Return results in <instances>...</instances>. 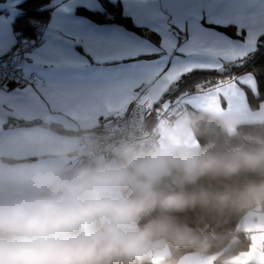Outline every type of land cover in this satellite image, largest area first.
Wrapping results in <instances>:
<instances>
[{"label": "clouds", "instance_id": "9594fccd", "mask_svg": "<svg viewBox=\"0 0 264 264\" xmlns=\"http://www.w3.org/2000/svg\"><path fill=\"white\" fill-rule=\"evenodd\" d=\"M238 125L180 112L169 130L195 147L146 143L139 126L114 141L111 130L84 132L49 150L56 162L0 172V264H182L189 253L255 264L247 254L264 243V132Z\"/></svg>", "mask_w": 264, "mask_h": 264}, {"label": "snow or ice", "instance_id": "6c2138e0", "mask_svg": "<svg viewBox=\"0 0 264 264\" xmlns=\"http://www.w3.org/2000/svg\"><path fill=\"white\" fill-rule=\"evenodd\" d=\"M221 98L264 110V0H0V112L97 120Z\"/></svg>", "mask_w": 264, "mask_h": 264}, {"label": "crops", "instance_id": "0c3cea01", "mask_svg": "<svg viewBox=\"0 0 264 264\" xmlns=\"http://www.w3.org/2000/svg\"><path fill=\"white\" fill-rule=\"evenodd\" d=\"M217 103L218 106H208L207 103L202 102L195 104L185 103L184 101H180L178 104L182 107L183 112H186L185 107H190L200 112L211 111L234 116L239 123L258 122L255 117L264 115V110L258 108L251 109L248 107L243 112L234 108L230 109L225 104L224 98H221ZM121 114L112 115L111 117ZM8 120H21L30 123L5 125ZM102 120L104 119L88 120L59 112L36 117L25 116L15 111L5 110L0 112V172L32 163L56 162L49 151L50 149L55 148L60 141L66 138L94 131ZM174 120L168 122L163 119L153 123V130L157 134L155 144L160 146L166 144L182 145L184 147L197 146V139L190 134L184 136L171 134L169 126ZM33 121H39V123H34ZM49 125H57L68 130V132L56 130ZM248 227L251 228L252 226ZM262 251H264V243L260 245L254 244L250 250V252H253L251 260L255 264H264V257L261 256ZM247 259L249 258L247 257ZM211 261L212 258L202 259L189 253L183 254L182 264H211Z\"/></svg>", "mask_w": 264, "mask_h": 264}, {"label": "built area", "instance_id": "2783aa9c", "mask_svg": "<svg viewBox=\"0 0 264 264\" xmlns=\"http://www.w3.org/2000/svg\"><path fill=\"white\" fill-rule=\"evenodd\" d=\"M180 112H183L182 107L175 101L170 106L156 112H154L152 108L133 107L126 113L100 121L95 130L89 133L95 134L97 136H103L109 130H111L112 135L109 137V139L114 141L119 137L122 130L139 126L140 131L143 134L144 142L155 144L157 134L153 130L154 126L152 127V123L154 121L151 122V126H147L148 121L151 118L156 121L163 119L168 121L169 119L175 118L176 114Z\"/></svg>", "mask_w": 264, "mask_h": 264}, {"label": "trees", "instance_id": "16d2710c", "mask_svg": "<svg viewBox=\"0 0 264 264\" xmlns=\"http://www.w3.org/2000/svg\"><path fill=\"white\" fill-rule=\"evenodd\" d=\"M205 75H208V74H205ZM174 102V101H173ZM172 102V103H173ZM171 103V104H172ZM170 104V105H171ZM169 105V106H170ZM168 107V106H167ZM165 107L163 105H160L159 108H152L154 112L156 111H159L161 109H164ZM251 109H256L257 107L255 105L253 106H250ZM183 110V109H182ZM185 111H192V112H200V111H196V110H193L192 108L190 107H185ZM175 118H172V119H169V121L173 120ZM155 122L156 120H154L153 118H151L149 121H148V125L147 126H151V122ZM34 123H39V121H33ZM153 122V123H154ZM23 123H30V122H25V121H21V120H8L5 125H18V124H23ZM152 123V125H153ZM50 127L56 129V130H59V131H62V132H68V130L66 129H63L57 125H49ZM239 128L240 130L242 131H250V132H254V133H261V132H264V121H258V122H247V123H239ZM153 127V126H152ZM197 139V138H196ZM200 143H203V141L201 140ZM183 255V254H182ZM153 264H155V262L153 261Z\"/></svg>", "mask_w": 264, "mask_h": 264}]
</instances>
